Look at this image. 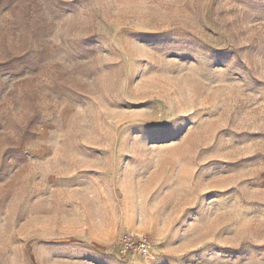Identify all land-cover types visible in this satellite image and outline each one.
<instances>
[{
  "label": "rangeland",
  "instance_id": "374dc122",
  "mask_svg": "<svg viewBox=\"0 0 264 264\" xmlns=\"http://www.w3.org/2000/svg\"><path fill=\"white\" fill-rule=\"evenodd\" d=\"M0 264H264V0H0Z\"/></svg>",
  "mask_w": 264,
  "mask_h": 264
},
{
  "label": "built area",
  "instance_id": "2783aa9c",
  "mask_svg": "<svg viewBox=\"0 0 264 264\" xmlns=\"http://www.w3.org/2000/svg\"><path fill=\"white\" fill-rule=\"evenodd\" d=\"M119 252L123 256L132 253H139L140 255L146 256L149 254V245L145 238L128 237L121 243Z\"/></svg>",
  "mask_w": 264,
  "mask_h": 264
}]
</instances>
